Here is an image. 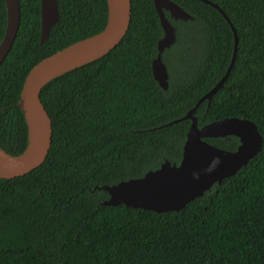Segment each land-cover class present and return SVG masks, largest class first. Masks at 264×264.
<instances>
[{
	"label": "trees",
	"instance_id": "16d2710c",
	"mask_svg": "<svg viewBox=\"0 0 264 264\" xmlns=\"http://www.w3.org/2000/svg\"><path fill=\"white\" fill-rule=\"evenodd\" d=\"M57 1L60 21L40 44L41 0H20V27L0 65V146L12 154L27 146L16 103L30 69L107 22L106 0ZM175 1L195 19L175 23L177 40L163 57L168 90L153 76L163 35L153 0H132L130 27L114 49L41 90L52 145L39 167L0 178V264H264V145L180 211L103 205L107 192L94 190L139 177L165 158L179 161L191 120L155 127L183 116L230 64L234 36L224 16L201 0ZM212 1L232 20L239 48L223 87L196 110L199 126L237 116L253 120L264 137V0ZM6 17L0 0V42ZM206 140L229 150L239 143L235 136L230 146Z\"/></svg>",
	"mask_w": 264,
	"mask_h": 264
},
{
	"label": "water",
	"instance_id": "95a60500",
	"mask_svg": "<svg viewBox=\"0 0 264 264\" xmlns=\"http://www.w3.org/2000/svg\"><path fill=\"white\" fill-rule=\"evenodd\" d=\"M108 17L104 28L81 38L37 62L28 72L16 105L24 114L28 141L19 154H12L0 146V178L11 179L31 172L42 165L52 145L53 123L42 98L41 90L54 78L77 67L93 62L114 49L125 37L132 19V0H106ZM216 8L229 23L234 36L230 64L225 74L183 116L163 123V128L190 119V127L179 161L168 158L139 177L114 184L95 185L108 194L103 205L139 207L157 212L180 211L189 202L203 196L215 184L238 173L262 151L264 137L257 124L248 118L228 116L199 126L195 114L200 104L212 101L223 87L237 57L239 36L227 13L212 0H201ZM7 17L0 42V65L12 49L21 21L20 0H5ZM160 18L162 37L157 43V55L152 62L153 76L164 90L169 88V73L163 53L177 40L176 27L171 18L194 20L195 16L175 0H153ZM60 20L57 0H41V37L43 44L51 28ZM235 136L239 143L234 150L210 143L206 138Z\"/></svg>",
	"mask_w": 264,
	"mask_h": 264
},
{
	"label": "flooded vegetation",
	"instance_id": "af4514ba",
	"mask_svg": "<svg viewBox=\"0 0 264 264\" xmlns=\"http://www.w3.org/2000/svg\"><path fill=\"white\" fill-rule=\"evenodd\" d=\"M60 5H58V7H59ZM60 11V10H59ZM60 13V12H59ZM60 21V20H59ZM58 21V22H59ZM171 21H172V23L175 25V27H176V34H177V31H178V28H177V25L175 24V23H184V24H187V22H188V20L187 21H185V20H182V19H178V20H175V19H173V18H171ZM195 27H196V25H194ZM194 26L193 25H190V26H187V28L188 29H193L194 28ZM191 33H193L191 30H190V35H191ZM175 44V43H174ZM173 44V45H174ZM172 45V46H173ZM171 46V47H172ZM170 47V48H171ZM170 48H167V50H169ZM167 51L165 50L164 51V53H163V57H164V55H165V53H166ZM170 56L172 57V59H176L177 58V56H173V55H171L170 54ZM164 60V59H163ZM165 62V61H164ZM166 64V63H165ZM167 66V65H166ZM190 67H188V68H183V70H188ZM167 69H168V73H169V68L167 67ZM179 70L180 69H178V70H176V72L178 73V77H180V73L182 72H179ZM170 78H171V76H170V73H169V82H171V80H170ZM169 88H170V86H169ZM168 88V89H169ZM163 89V88H162ZM167 89V90H168ZM164 90V89H163ZM164 91H166V90H164ZM204 102V101H203ZM208 104H209V102H208ZM198 109V108H197ZM233 137L234 136H231V135H227V136H222V137H212V138H217V139H219V138H223L224 139V141L226 142V144L228 145V146H230L231 144H232V140H233ZM220 147V146H219Z\"/></svg>",
	"mask_w": 264,
	"mask_h": 264
}]
</instances>
